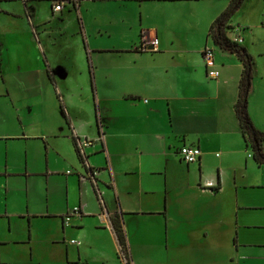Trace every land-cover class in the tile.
I'll return each instance as SVG.
<instances>
[{
	"label": "crops",
	"instance_id": "crops-1",
	"mask_svg": "<svg viewBox=\"0 0 264 264\" xmlns=\"http://www.w3.org/2000/svg\"><path fill=\"white\" fill-rule=\"evenodd\" d=\"M78 1L94 118L61 106L66 119H25L9 99L19 85L13 74H28L18 75L23 91H63L47 55L55 43L35 37L36 75L22 59L32 54H24L27 35H0V73L8 74L1 83L8 100L0 96V102L15 116L0 119V264H127L115 219L131 264H220L213 253L221 250L232 251V261L264 264V166L254 159L235 108L244 65L224 49L231 57L217 61L215 49L220 77L212 79L204 60L214 44L211 27L232 0ZM99 1L106 34L92 38L83 7ZM2 3L8 5L1 13L30 21L36 33L51 22L34 26L32 0ZM19 3L25 6L16 11L12 5ZM54 3L53 16L71 12L55 13ZM243 5L228 27L241 29L235 17ZM143 33L148 42L159 40L157 50L140 49ZM78 137L96 141L83 160ZM184 146L199 147L201 159L185 162Z\"/></svg>",
	"mask_w": 264,
	"mask_h": 264
},
{
	"label": "rangeland",
	"instance_id": "rangeland-1",
	"mask_svg": "<svg viewBox=\"0 0 264 264\" xmlns=\"http://www.w3.org/2000/svg\"><path fill=\"white\" fill-rule=\"evenodd\" d=\"M32 2L34 3L31 5L33 10L32 16L33 20L37 22L34 26L37 28L41 25L38 23L39 20L49 19L51 21L45 23L47 24L46 27L43 28L45 31L37 28L36 33L35 30H33V25L28 21V18H26V20L29 24H22L21 21L15 22V20H11L7 14L0 12V35L3 38H6V36H12L13 39H15L18 34L27 35L28 42L23 45L25 50L24 54L25 52H27V54L32 52V54H29L31 57L27 58V60L23 58L25 57L24 55L22 59L33 64V66L30 65L29 68L31 69L33 67L36 75L39 70L38 62L40 59L36 56V51L39 52V50H37V44L34 43H37L35 37L39 34V36L46 39L51 38L49 41L55 43V46L50 44V48L53 47V50L50 49L47 55L52 62V70L58 79V83H62L60 86L64 87V89L63 91L59 89V93L54 88H47L46 91L43 89V91L39 92L36 91V88L35 90L31 89L30 91H23L19 86L21 84V82L19 83V77L21 79L29 78L28 74L24 73L20 76L21 73H14L13 78L15 80V77L17 76L16 83L19 85H16L13 87L14 89H11L12 92L9 99L14 100L15 102L17 101L16 106L17 108L22 109V115L25 119H66L68 113H63V107L67 110L68 108L80 109L78 113L79 116L81 115L87 119H91V117L94 118L96 115L95 90H92L90 78L86 74L88 59L85 53V45L87 41L85 37L86 31L83 30L82 25L84 17L82 18L78 11L80 6L79 1L76 7L68 6L71 12L55 16L52 14V5L55 1L32 0ZM101 3L102 2L100 1L97 2V5H91L88 3L84 4L83 7L84 12L86 11L84 14L89 29L88 34L92 38H95V35L101 38V35L106 34L105 20L102 19L101 15ZM243 4L242 9L235 17V22L240 24L242 29L241 36L245 40V42H242V46L247 48L249 54L254 60L252 92L249 97V106L252 117L259 130L264 131V0H245ZM5 5L8 4L2 3L0 8ZM23 6L25 5L20 3L12 5L16 11H19L18 9H21ZM229 36L234 37V34L229 33ZM210 45V47L216 49L217 61L227 60L231 57L226 51H222L217 46L215 48L212 41H210ZM25 47H27V50ZM9 52L12 53L11 50H9ZM2 54L3 48H1L0 45V59ZM2 59H4L5 62L8 61L6 54H4V58ZM10 60V67H13V63H16V61L15 59ZM20 63H22V60H20ZM11 70L13 69L11 68ZM67 70L69 72L68 75L66 74ZM7 79V72L3 74L0 73V96H2L3 100H8V89L2 87L1 83L5 84ZM58 95L61 96L62 102H60ZM42 99H44V103L42 102ZM27 100L29 101L27 102ZM30 105L33 106L32 111L27 108ZM14 118L15 116H13L12 106H7V104H4V101L2 103L0 102V119ZM16 119H18V117H16ZM245 211L246 210L243 209L240 210L241 213H244ZM242 233L244 234L243 231ZM224 251L226 250H221L219 253H213L215 259H219L220 264H262L261 262L244 260L238 256L232 261L233 259H229V255L231 254L235 256V254H233L232 251ZM243 253H246L244 249ZM217 255L219 256L218 258H216Z\"/></svg>",
	"mask_w": 264,
	"mask_h": 264
},
{
	"label": "trees",
	"instance_id": "trees-1",
	"mask_svg": "<svg viewBox=\"0 0 264 264\" xmlns=\"http://www.w3.org/2000/svg\"><path fill=\"white\" fill-rule=\"evenodd\" d=\"M244 1L232 0L229 8L211 27L210 35L213 38L215 46L236 54L244 65V73L240 83V97L235 108L243 134L247 138L253 151L254 159L260 166H264V131L257 129L249 112V97L252 88L254 60L245 47L241 44L234 43L228 35L233 28L228 27L227 22L236 14ZM114 226L122 247V253L126 256L127 264H131L127 236L123 225L119 219H115Z\"/></svg>",
	"mask_w": 264,
	"mask_h": 264
},
{
	"label": "built area",
	"instance_id": "built-area-1",
	"mask_svg": "<svg viewBox=\"0 0 264 264\" xmlns=\"http://www.w3.org/2000/svg\"><path fill=\"white\" fill-rule=\"evenodd\" d=\"M78 1L77 0H56L53 6V10L55 13H61L66 7L70 6H77ZM233 33H235V37L231 39L234 43L241 44L243 42L242 36H241V29L235 28L232 30ZM159 45V40L154 39L151 42L147 41V34H142V44L140 46V49L143 51H154L157 50V47ZM204 60L206 67L208 69V76L212 79H218L220 77V72L216 67V60H215V49L213 47H206L204 50ZM103 138V137H102ZM102 138L100 137L98 141H102ZM96 141L91 139H81L77 138L76 144L78 148V152L80 153L82 159H86L87 153L86 150L90 147H93L95 145ZM180 154L185 162L188 164H194L197 163L202 156V151L199 147L196 146H184L180 150ZM98 173L93 174V181L96 184V176ZM214 187V186H213ZM80 212V208L77 207L74 209L73 214H78ZM71 219L70 216H67L66 222H69Z\"/></svg>",
	"mask_w": 264,
	"mask_h": 264
}]
</instances>
